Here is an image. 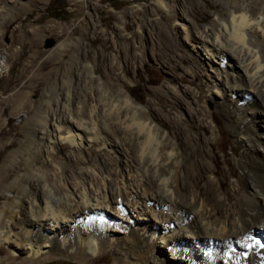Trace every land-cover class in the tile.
Segmentation results:
<instances>
[{
	"label": "bare ground",
	"instance_id": "obj_1",
	"mask_svg": "<svg viewBox=\"0 0 264 264\" xmlns=\"http://www.w3.org/2000/svg\"><path fill=\"white\" fill-rule=\"evenodd\" d=\"M3 4L0 20L7 15ZM180 18L182 38L213 69L204 67L206 90L242 150L232 191L220 190L213 156L195 147L204 136L188 129L179 135L180 117L162 107V129L155 117L135 116L141 106L122 87L97 82L99 100L88 101L86 114L69 111L52 129L48 112L38 118L34 145L45 161L33 164L28 155L27 177L37 178L21 183L22 196L0 229L1 246L29 259L85 262L118 246L127 264H264V14L248 0H234L207 25ZM32 80L34 87L40 79ZM111 88L123 113L110 101ZM51 132L72 147L69 172L37 144L39 134ZM180 137L192 154L185 163L176 157Z\"/></svg>",
	"mask_w": 264,
	"mask_h": 264
},
{
	"label": "rangeland",
	"instance_id": "obj_2",
	"mask_svg": "<svg viewBox=\"0 0 264 264\" xmlns=\"http://www.w3.org/2000/svg\"><path fill=\"white\" fill-rule=\"evenodd\" d=\"M232 1L162 0L161 6L157 0H0L7 10L0 20V229L10 219L13 202L22 196L21 183L37 178L27 177L28 155L34 156L33 164L45 161L34 145L38 118L48 112L46 128L52 129L70 112L86 114L88 101L99 100L97 82L122 87L141 106L135 116L155 117L162 129L158 117L162 107L163 113L180 117L179 135L188 129L204 136L195 147L204 148L208 159L213 156L220 190L231 192V183L240 173L242 150L227 117L206 90L204 67L211 74L213 69L182 38L178 25L182 15L191 23L207 25ZM248 1L257 14H264V0ZM32 78L33 82L40 79L34 87ZM111 92L110 101L123 113L118 90L111 88ZM114 111L109 114L115 115ZM39 136L42 140L37 144H44L52 159L69 172L72 147L52 132ZM181 141L180 137L176 157L185 163L192 154ZM106 249L81 262L55 256L29 259L22 250L15 253L0 245V264H127L120 247Z\"/></svg>",
	"mask_w": 264,
	"mask_h": 264
},
{
	"label": "water",
	"instance_id": "obj_3",
	"mask_svg": "<svg viewBox=\"0 0 264 264\" xmlns=\"http://www.w3.org/2000/svg\"><path fill=\"white\" fill-rule=\"evenodd\" d=\"M49 43H50V41H49Z\"/></svg>",
	"mask_w": 264,
	"mask_h": 264
}]
</instances>
